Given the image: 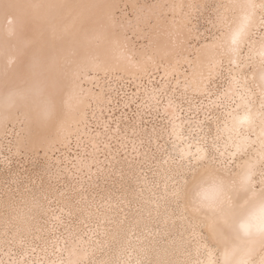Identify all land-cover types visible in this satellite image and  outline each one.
<instances>
[{
	"label": "bare ground",
	"instance_id": "1",
	"mask_svg": "<svg viewBox=\"0 0 264 264\" xmlns=\"http://www.w3.org/2000/svg\"><path fill=\"white\" fill-rule=\"evenodd\" d=\"M151 71L90 129L100 84ZM7 148L0 264H264V0H0Z\"/></svg>",
	"mask_w": 264,
	"mask_h": 264
},
{
	"label": "rangeland",
	"instance_id": "2",
	"mask_svg": "<svg viewBox=\"0 0 264 264\" xmlns=\"http://www.w3.org/2000/svg\"><path fill=\"white\" fill-rule=\"evenodd\" d=\"M191 17H192L193 21L200 19L199 16L196 17V16L191 15ZM200 20L203 24L204 29H206V27L204 26V24L206 23V20H203V19H200ZM197 33L202 34L203 31L201 30V31H198ZM222 79H223L222 75L221 76L217 75L216 78L214 79L215 84L220 85V82L222 81ZM160 82H161V79H160V77H158L157 71H151L146 76H143L142 79H137V81H134L133 79H127V78H123V79L117 78V77L114 78L113 76L108 77V79H106L103 84H100L101 89L104 90V96H105L104 101L102 102V106L99 108V107H96L93 103L91 108H90L89 119L91 121L89 120L87 123L88 125L91 126V127L89 126L90 129L93 130L97 127H101L102 124L104 122H107V121H110V123H114V121L117 120L116 118L118 115L121 114L122 117H124L122 110L125 111L127 116L129 117V119H131L134 116V113H135L134 111H135V108L137 107V104H136L137 100L140 101L141 100L140 98H142L145 95L144 89H147V88L150 89L151 88L150 85L152 86V84L160 86ZM142 87H144V88H142ZM131 92H132V94H131ZM159 95L162 96V91L159 92ZM128 96H130V97L133 96V100L130 102V105L126 104V102H125L126 98H130ZM122 102H123V105H122ZM131 113H133V114H131ZM129 114H131V115H129ZM150 114L151 113H149L148 108L145 110V112L143 114L141 113L142 122L148 123L151 121V123H153L155 125H159L161 122L163 123V119H162V117H160L161 116L160 113H158L159 115L157 114L158 116L155 115V118ZM195 114H199V109L195 112ZM153 118L155 119V121ZM199 118H201V116ZM146 119H147V121H146ZM111 120H113V121L111 122ZM101 122H103V123H101ZM156 122H158V123H156ZM86 127H88V126L86 125ZM75 139L76 138L73 137L72 140L68 141L67 147H60V149H61L60 151L57 150L54 152V156L52 157V159H50V161H51L50 166L52 168L56 167L57 165H60V166L68 165L69 166L70 162L74 161V155L76 153H79L80 150H82L83 142H84V140H82V139H81L82 142L81 141H75ZM3 150L4 151H2L1 154H4V155H3V157H0V169H2L1 158H4L5 156H10V155H7V154H9L8 148H7V150L6 149H3ZM55 157H57L59 160H57ZM12 158H13V160H15V158H17V160H19V162H17V167H19V169H21V171L25 168H29V167L32 168V166H30V164L32 162H34V160H30L29 155L17 154V156H15V157L13 156ZM13 163L15 164V162H13ZM69 167H72V166H69ZM61 178L58 179L59 181L55 182L58 186H61L64 183H71L73 180L79 179L78 177L76 178L74 175H72V177H70V178H69V176H63ZM71 178H73V179H71ZM96 181H98V179ZM12 253H13V251H12Z\"/></svg>",
	"mask_w": 264,
	"mask_h": 264
},
{
	"label": "clouds",
	"instance_id": "3",
	"mask_svg": "<svg viewBox=\"0 0 264 264\" xmlns=\"http://www.w3.org/2000/svg\"><path fill=\"white\" fill-rule=\"evenodd\" d=\"M262 184H264V181H262ZM261 196H264V191L260 192Z\"/></svg>",
	"mask_w": 264,
	"mask_h": 264
}]
</instances>
